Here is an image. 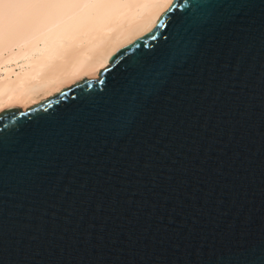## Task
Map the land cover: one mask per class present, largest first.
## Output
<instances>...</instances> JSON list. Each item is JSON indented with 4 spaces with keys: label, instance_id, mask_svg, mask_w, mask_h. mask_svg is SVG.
Returning <instances> with one entry per match:
<instances>
[{
    "label": "water",
    "instance_id": "obj_1",
    "mask_svg": "<svg viewBox=\"0 0 264 264\" xmlns=\"http://www.w3.org/2000/svg\"><path fill=\"white\" fill-rule=\"evenodd\" d=\"M108 62L0 112V264H264V0H173Z\"/></svg>",
    "mask_w": 264,
    "mask_h": 264
},
{
    "label": "bare ground",
    "instance_id": "obj_2",
    "mask_svg": "<svg viewBox=\"0 0 264 264\" xmlns=\"http://www.w3.org/2000/svg\"><path fill=\"white\" fill-rule=\"evenodd\" d=\"M173 0H0V112L85 77L152 29Z\"/></svg>",
    "mask_w": 264,
    "mask_h": 264
},
{
    "label": "rangeland",
    "instance_id": "obj_3",
    "mask_svg": "<svg viewBox=\"0 0 264 264\" xmlns=\"http://www.w3.org/2000/svg\"><path fill=\"white\" fill-rule=\"evenodd\" d=\"M21 109H23V108H21Z\"/></svg>",
    "mask_w": 264,
    "mask_h": 264
}]
</instances>
